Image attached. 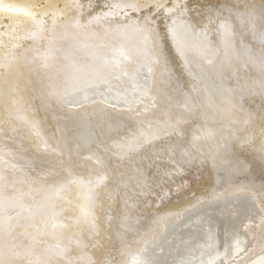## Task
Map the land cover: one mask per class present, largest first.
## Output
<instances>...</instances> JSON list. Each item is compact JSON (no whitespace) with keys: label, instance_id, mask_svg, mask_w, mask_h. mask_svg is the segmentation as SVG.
Segmentation results:
<instances>
[{"label":"bare ground","instance_id":"obj_1","mask_svg":"<svg viewBox=\"0 0 264 264\" xmlns=\"http://www.w3.org/2000/svg\"><path fill=\"white\" fill-rule=\"evenodd\" d=\"M167 1L108 0L106 10L83 17L91 0H0V264H264V192L256 196L253 181L231 185L238 173L225 164L233 142H252L264 157L258 108L242 106L256 95L264 105V30L254 32L258 17L248 8L235 23L219 21L211 40L212 30L180 16L179 0ZM149 5L176 12L167 37L187 90L165 60L151 13L134 15ZM242 25L253 44L234 36ZM170 134L184 146L175 161L192 162L194 151L225 191L216 186L210 197L153 210L141 229L126 218L147 166L134 163L137 154L171 153L169 144L154 147ZM115 197L119 253L109 263L100 249Z\"/></svg>","mask_w":264,"mask_h":264},{"label":"rangeland","instance_id":"obj_2","mask_svg":"<svg viewBox=\"0 0 264 264\" xmlns=\"http://www.w3.org/2000/svg\"><path fill=\"white\" fill-rule=\"evenodd\" d=\"M82 1H85L84 3H86V0H82ZM91 1H92V3H91L92 6L89 7V9L85 10L83 17H85L87 14L91 15L93 12H100L101 10L107 9V5L104 3V1L107 2L108 0H91ZM168 1H167L168 3L166 2V5L169 6V4H172V0H168ZM235 1L236 2L234 4H232V2L230 0L229 1L228 0H179L180 6L178 5L177 11L179 9H181L179 11H182L183 15H180V16L182 18L184 17L183 19L188 21V22L192 21L195 28L202 29L205 26L204 28H206L207 31L212 30L211 32L209 31V34H211L209 38L211 40H215V38H216V28L218 26L219 21H221L223 18H225V16H227V18H229V20L231 22L235 23L239 17H242L244 15V10L248 9V8L250 10H252L251 11V12H253L252 14L256 15L255 17H258L257 19H259L258 22L256 19L255 26H253L254 32H256V34H258L257 32L263 31L264 30V0H235ZM146 8L141 9L142 13L140 12L139 14H134V15L140 18L147 11H149L151 13L150 15H151V18L153 19L154 26H153V24H150V25L153 27L157 36L159 37V41L162 43L161 44V50L164 53L165 60H166L168 65L171 64V68L173 70L174 78L178 83H180L181 89L187 90L188 85H189V83L187 82L188 81V75H187V73H185L182 70V67H180L181 66L180 62L177 61L178 59L175 56L176 54L173 52V50L169 44V39L167 37V24L169 23V17L171 14H175L176 12L173 11L170 14H166V13H164V11L162 9L157 10L159 12L153 11V8L151 5H149ZM142 10H147V11H142ZM227 18H225V19H227ZM199 26H201L202 28ZM235 31H236V34L234 36H236V37L239 35L242 36V38H241L242 44H244V45L245 44L246 45L253 44L252 40L248 36V28L245 25H242L241 28H236ZM245 74H246V76L251 75L250 71H245ZM230 82L231 81H229V83ZM256 96H254L255 98L253 96L250 97L251 99L247 98V100H245V98H244V100H243L244 104L242 103V106L246 105L248 100H249L250 102H248V104L244 107L245 108L248 107V109L250 108V110H254V109L258 108V112H256V113H258L260 115H259V117H258V115H256L257 116L256 118L261 119V113H262L261 111H262V109H264V105H262L260 102V100H261V99H259L260 96L258 95L257 96L258 98ZM252 98L255 100H253ZM244 101H246V102H244ZM36 105H37L36 102L33 103V106H35L33 108L35 110L38 108V106H36ZM36 111H38V115L41 117L42 114L40 113L39 109H37ZM256 118L254 119L255 126L257 127L256 124H258L259 127L262 126L263 122H264V117L262 118L263 120L262 119L258 120ZM197 121H198L197 119L192 118V122H191V120H189L186 122L187 125L185 124L184 130L182 132L184 133V131H185L186 134L182 133L183 135L181 136V139H180V143L182 142L185 145V148L188 145L187 140L189 138V135L191 134L190 132L192 131L190 129L193 128L194 124L196 125ZM260 121L262 122V125H261ZM192 123H193V125H190ZM190 126H192V128ZM51 129H50V132L52 134ZM126 131H125V133H126V135H128L127 133H129L130 131L129 130H126ZM185 135H187V136L185 137ZM183 138H186V139L184 141H181V140H183ZM121 139H122V137H121ZM186 141H187V143L185 144L184 142H186ZM176 143H177V140L174 137V135H172V134L165 135V136H163V138H160L155 142L154 147L157 146V150H159L160 147H162L166 144H169V146L172 147L171 150H172L173 154H172V152L168 153L167 151H165V153L163 151H159L157 153L155 152V155L153 154L154 157L152 158V156H151L152 160H150L149 157L145 158L147 161L144 158H142V154H137L138 157H140V160L136 161L134 164H137L136 166L139 168L144 167L145 163L147 164V166L144 167L145 169H143V172H145V174L143 172L141 174V176H143V178H144V183L140 185V188L133 185L134 190L137 192L131 193V196L129 197V202H132V204H134V206H136V207H133L134 209L132 208V210L129 209L130 211L126 214V218L128 219V221H130V222H132L133 220L136 221L134 223V225L136 227H140L141 229H145L144 225L145 224L147 225L148 222L151 221L150 220L151 217H153L155 214L154 211L158 212L161 210H165L162 208H167V207H168V209H174L173 207L176 208L177 201H178L177 207L179 205H180L179 207H181L184 203L188 202L187 200H189V199H191V198H193L199 194L207 195V193H209L211 188L216 189L218 187L217 189L219 191H223V192L225 191L224 189H221L222 185L224 186V183H223L224 181H222L223 180L222 179L223 174L222 173L218 174V175H220V179H222L219 181V184H212L214 182V180H213L214 176L212 177L213 173L210 172L211 170L209 168L207 161H206V163H205V160H203V161L200 160V162H198V159L196 158L198 156V154L195 153L194 151H193V154H191L192 152H190V150L188 151L193 156V157L191 156V158L193 159L192 162L191 161L184 162V163L183 162H176L175 160H176V157L179 155L178 153H180L182 147H184L183 144L181 145L179 142H178L179 144L178 143L176 144ZM236 143L237 142H233L231 144L230 152L226 155V157L229 158L228 159L229 161L228 162L225 161L226 165L230 164L229 166L232 169H235L238 173V175L237 174H230L231 185L239 186V184L242 185L243 183L245 184V183L253 181L254 183H258V185H260L259 186L260 188L256 187L257 188L256 189L254 187L255 191L253 190V192L256 194V196H259L260 190H263L262 193L264 192V165H262L264 163V161H262L264 157L262 158V155H260V156L257 155L256 151H254L253 148L248 147L250 145V143H252V142H250L249 144H245V145L244 144H237L236 145ZM176 145H178V146H176ZM246 147H247V149H246ZM90 148H91V150L95 151L98 147L94 146V147H90ZM143 149L147 150L148 147H143ZM177 149H179V150H177ZM175 151H177V152H175ZM174 153H175V155H174ZM261 158H262V160H260ZM257 159H259L260 162ZM141 160L144 161L145 163L141 162ZM194 160H195V163H194ZM156 162H159V163H156ZM200 163H201V165H200ZM202 163H203V166H202ZM124 164H127V163H124ZM159 164H162L163 166L159 165ZM191 164H192V166H191ZM127 165H129V164H127ZM187 165H190V166L186 167ZM194 165L198 166V167H195ZM199 166H201V167H199ZM39 168H37V169L38 170L43 169V167H41V166H39ZM118 168H119V166L115 165L113 167V170L117 171ZM165 169H166V171H165ZM245 171H246V173H245ZM158 175H160V176H158ZM231 175H233V176H231ZM251 177H253V178H251ZM160 178L162 180L163 179L164 180L162 181ZM241 178H242V180H241ZM158 179H159V182H158ZM170 179H171V181H170ZM220 182H222L221 186H220V184H221ZM249 184H251V183H249ZM144 187H145V189H143ZM127 189L129 190V188H127ZM139 190H141V194H142V192H144L143 196H139V193H138ZM135 193H137V194H135ZM177 194L182 195V196H177ZM187 194H189V195L187 196ZM118 195L119 194H117V196ZM132 196L135 198H133ZM207 196L210 197L211 196L210 193ZM116 197L113 199V201L110 202V204L113 205V207L115 209L112 210L113 208H111L110 211H106V213H108V215H109V222L112 223L113 228H111V227L107 228V230H109L111 228L110 233L107 235V238H104L108 243L104 244L103 248L100 249L102 251V252L100 251V253H103L101 255L104 256L106 254L105 257L107 259H110L109 263L117 261L118 253H119L118 252L119 245L113 241L114 240L113 239L114 233L111 234V232L114 231V223L113 222H115L117 217L121 214V208L119 207L118 204H116V202L118 203L119 200ZM137 197L139 200L137 199ZM181 197H183V198H181ZM173 198L175 200L176 199L177 200L175 201ZM131 199H132V201H130ZM169 200H170V202H168ZM180 200H183V202H181ZM171 201H173V202H171ZM113 203H115L116 205H114ZM169 203L170 204L172 203L174 206L172 204L169 205ZM116 206H118V209L116 208ZM134 210H135V212H134ZM137 210H139V211H137ZM148 215H150V216H148ZM147 218L150 221L147 220ZM141 226H143V227H141ZM133 234L137 235L138 231L133 233ZM129 236H130V234H128V236L126 235V240L129 238ZM104 246H106V247H104Z\"/></svg>","mask_w":264,"mask_h":264}]
</instances>
